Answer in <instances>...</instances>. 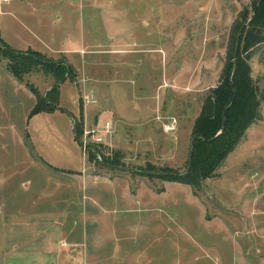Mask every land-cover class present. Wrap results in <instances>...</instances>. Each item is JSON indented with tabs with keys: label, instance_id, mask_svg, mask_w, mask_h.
<instances>
[{
	"label": "rangeland",
	"instance_id": "obj_1",
	"mask_svg": "<svg viewBox=\"0 0 264 264\" xmlns=\"http://www.w3.org/2000/svg\"><path fill=\"white\" fill-rule=\"evenodd\" d=\"M31 1L35 7L43 2ZM251 1L75 0L70 9L65 1L47 0L60 10V19L54 17L56 24L48 26L53 34L37 25L43 28L47 15L35 14L36 23L23 13H33L27 4L15 3L17 16L0 15V264H14L13 218L45 213L64 220L59 212L73 210L64 207L63 191L77 183V173L42 158L76 169L85 160L92 180L105 177L109 184L118 177L119 189L141 201L145 230L138 225L128 233L127 226L124 231L118 224V237L111 233L107 242L113 244L111 262L264 264V42L249 50L261 99L259 116L213 175L192 186L139 173L182 174L187 169L194 121L205 95L218 83L229 35ZM130 26L133 31H126ZM35 32L54 47L86 42L63 53L18 49L29 43L41 46ZM5 48L34 53L40 64L15 77ZM57 68L68 73L59 84L57 102L64 111L31 115L38 99L45 108L54 107L45 94L59 81ZM91 96L95 105L86 102ZM85 108L91 121L85 125L83 119V127L105 132L108 123L109 128L105 140L91 141L83 153L70 138L68 113L79 111L77 120ZM170 117L177 126L165 132L163 123ZM122 178L132 179L129 187Z\"/></svg>",
	"mask_w": 264,
	"mask_h": 264
},
{
	"label": "crops",
	"instance_id": "obj_2",
	"mask_svg": "<svg viewBox=\"0 0 264 264\" xmlns=\"http://www.w3.org/2000/svg\"><path fill=\"white\" fill-rule=\"evenodd\" d=\"M59 1H61L63 4V1L67 2L65 5L68 8L74 6L77 3L75 0ZM10 2V4H7V2L2 4L3 7L6 6L7 12H1V16H3L5 13H10L17 16V12L15 11L16 4H27L32 9L33 13L28 11H24L23 13H25L32 22L37 21L36 17L34 16L35 14H38V12L39 14L47 15V20L43 21L44 27L42 28V26H39L41 25L40 21V23L37 25L40 30L43 31L46 29L44 30L45 32L53 34L52 29H49L48 26L52 27L56 24L54 17L59 16L58 19H60V10L52 9L50 2L43 0V2L38 5V7H35L34 2L31 0H13ZM40 9L44 12L40 13ZM19 20H21V18ZM2 22L3 19L1 20L0 17V25ZM133 29L134 27L130 26L126 28V31H133ZM34 35L37 38V42L41 46L29 43L18 49L32 47L34 50L46 49L51 52L62 51L63 53L64 51H73L75 48L86 42L80 39L79 42L75 43L74 45H70L69 47L61 45V48L60 45L57 47L51 45L50 42L45 40L41 34H39V32H35ZM100 39L97 38L94 40L100 41ZM89 104L95 105L96 99L95 102H89ZM58 107L60 106L58 105ZM90 109L94 108L91 107ZM62 111H64L63 108ZM39 113H36L33 116H36ZM78 113L79 111H76L74 114H72V112L68 113V122L69 127L72 130L70 133V138L75 143V145L78 144L76 145L77 148H81L80 143L77 142L74 137L73 126L71 124L73 116L78 115ZM83 119L85 125H88V123L91 121L86 108L84 109ZM79 154L80 152L78 153V157ZM42 161L54 168L72 171L74 174L77 173V183L68 185L66 188L67 190L63 191L65 194L62 202H65L64 207L70 210L72 205L73 210H70V212H59V214L64 217V220L57 218L61 216L56 214L48 216L45 213H38L37 215L27 217L19 215L15 219L13 218V223L15 224L14 239L16 240L14 249V264H76L80 263L81 261H86L87 264H109V262L111 264H118L120 261H122V259L119 261L112 260V262L109 260L108 257L113 254L114 249L112 248L113 244L111 243L112 246H109L107 242H109L111 239V233L115 234V238L118 237V224L124 226V231L125 227L127 226L128 233H130L131 230H134V227L138 225L142 226V228L145 230V211L143 210L144 207L142 208L140 205L142 204L141 201L136 200L135 198L131 199V195H129L126 190H123L125 189L124 187L119 189L118 177H115V180L111 181L109 184L106 183L105 177H103L102 180L100 179L101 181L92 180V176H90L88 173H85V160H83L84 163L80 169L71 167H56L46 162L43 158ZM123 171L131 172L132 170ZM140 175L143 174L140 173ZM122 181L125 184V187H129L130 183H132L131 178H129L130 182H128L126 178H122ZM45 200L51 201L50 199ZM36 204L38 207L39 202ZM18 207L23 208V204L19 203ZM43 207L44 206H41V208ZM24 241H28L29 243L26 246L27 248L22 249L20 253H17V251L21 249L20 246L24 243ZM83 241L86 243V245L81 248ZM61 242H64L65 245H61ZM116 250L118 249L116 248ZM125 251L129 252L131 250L126 249ZM12 253L13 252H11V254ZM121 264L125 263L122 261Z\"/></svg>",
	"mask_w": 264,
	"mask_h": 264
},
{
	"label": "trees",
	"instance_id": "obj_3",
	"mask_svg": "<svg viewBox=\"0 0 264 264\" xmlns=\"http://www.w3.org/2000/svg\"><path fill=\"white\" fill-rule=\"evenodd\" d=\"M238 17L241 24L229 35L226 58L218 83L205 95L193 124L192 134L197 135V138L191 146V165L182 174L167 173L159 177L192 186H196L202 179L211 177L215 168L235 148L247 128L259 116L261 99L251 77L249 50L264 42V0H252L250 9L245 7ZM237 38H239V47L234 57ZM9 50L5 49L11 56L8 66L15 77L19 78L22 74L34 71L40 64V59L35 57L34 53L27 52V55H22ZM65 74L64 68L55 69V76L59 81L45 94L48 101L55 104L54 107L45 108L41 105L42 98L38 99L31 110V115L54 109L62 110L57 102L59 84L68 76V73ZM226 107L228 108L222 117ZM73 129L75 139L80 137L83 130L81 113L79 118L75 119Z\"/></svg>",
	"mask_w": 264,
	"mask_h": 264
},
{
	"label": "built area",
	"instance_id": "obj_4",
	"mask_svg": "<svg viewBox=\"0 0 264 264\" xmlns=\"http://www.w3.org/2000/svg\"><path fill=\"white\" fill-rule=\"evenodd\" d=\"M4 2H7V0H0V13L2 12V3ZM86 102L88 103L95 102V99L94 97L91 96L86 99ZM72 126H74V124ZM176 126H177V122H176V119L173 117H170L166 122L163 123V129L165 132H173L176 129ZM108 128H109L108 123H106L105 125V129H106L104 130L105 132L101 130H89L87 129V127H83L80 137H76L79 140L83 153L85 152L86 147L88 145H91L93 142H102L103 140H105L104 135L106 132H108ZM61 245H65V243L61 242Z\"/></svg>",
	"mask_w": 264,
	"mask_h": 264
},
{
	"label": "water",
	"instance_id": "obj_5",
	"mask_svg": "<svg viewBox=\"0 0 264 264\" xmlns=\"http://www.w3.org/2000/svg\"><path fill=\"white\" fill-rule=\"evenodd\" d=\"M242 30V29H241ZM241 30H240V32H241ZM238 47H239V38H237V41H236V44H235V48H234V57L236 56V54H237V51H238ZM6 50H9L8 48H5ZM10 51V50H9ZM227 108L228 107H226L225 109H224V111L222 112V117H224V113H225V111L227 110ZM197 138V135H193L192 136V143H193V141L195 140ZM76 141L77 142H79V140H78V138H76ZM191 154H192V152L190 151V153H189V158H188V162H187V169H186V171L189 169V167H190V165H191ZM109 166H111V167H114V168H121V169H123V170H126V171H130L131 169L130 168H128V167H120V166H118V165H113V164H109ZM141 174H143V175H149V176H159V175H161V173L160 172H158V171H150V170H141V171H139Z\"/></svg>",
	"mask_w": 264,
	"mask_h": 264
}]
</instances>
